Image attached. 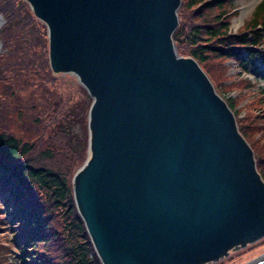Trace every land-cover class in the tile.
<instances>
[{
  "label": "water",
  "instance_id": "obj_1",
  "mask_svg": "<svg viewBox=\"0 0 264 264\" xmlns=\"http://www.w3.org/2000/svg\"><path fill=\"white\" fill-rule=\"evenodd\" d=\"M91 99L74 203L101 264H213L264 240L233 112L173 35L180 0H23ZM252 264H264V257Z\"/></svg>",
  "mask_w": 264,
  "mask_h": 264
},
{
  "label": "trees",
  "instance_id": "obj_2",
  "mask_svg": "<svg viewBox=\"0 0 264 264\" xmlns=\"http://www.w3.org/2000/svg\"><path fill=\"white\" fill-rule=\"evenodd\" d=\"M177 54L196 61L215 92L233 112L239 133H257L264 114L249 126L238 118L244 96L224 98L226 61L239 65L236 90L264 83V0L234 34L233 0H180ZM0 231L8 229L11 264H101L74 203L73 178L88 156L91 100L73 102L49 62L47 31L23 0H0ZM61 98V100H60ZM264 112V90L247 102ZM250 146V144H249ZM256 170L264 183V147L253 145ZM260 158L256 159V153ZM1 246V244H0ZM0 247V262L2 251Z\"/></svg>",
  "mask_w": 264,
  "mask_h": 264
},
{
  "label": "rangeland",
  "instance_id": "obj_3",
  "mask_svg": "<svg viewBox=\"0 0 264 264\" xmlns=\"http://www.w3.org/2000/svg\"><path fill=\"white\" fill-rule=\"evenodd\" d=\"M260 2L261 0H233L234 5L231 9H233V11L234 9L237 10L235 11L236 13L232 15V32H234L235 34L238 32H242L244 25L246 24L247 20L251 18L252 12L255 10L256 5H258ZM38 21L43 27H45V25L40 20ZM4 23L5 20H3L0 16V29L4 26ZM1 51L2 48L0 43V53ZM222 66L227 69V72L225 71L224 74V79L228 78L227 82L225 83V87L226 89H228V93L224 96V98L236 99L241 96L245 97V99L237 105V110L240 111V115L238 118H244L245 122L249 126H251L254 121H261V118L259 117L261 116V114H264V112H260L249 105H247L245 108L244 106L247 104V102L253 101L254 96L256 97L260 94L261 89L264 90V83H260L257 85L252 84V89H249V91H241L242 93H240L239 90H236L237 87L233 85L235 83H238L239 79L251 80V82L253 83V76L250 74L241 75V69L239 68V65L235 64L233 61L228 60L226 61V63H222ZM56 78L58 82L62 84L60 85L61 88L59 89V94H63L65 97H70L75 103L85 100V94L88 95V93H86L80 82H78L75 75L62 74L56 75ZM259 123V129H263L262 133H257L255 136H252L251 140L248 139V141L250 146L253 145L255 147V150H257L258 147V152L262 154V150L264 147V123ZM258 152L256 153V159L260 158V154ZM1 206L2 205L0 203V209L3 208ZM11 236L12 234L8 229L2 228V231H0V247H2V251H4L3 255L1 256L4 262H0V264H11L8 261V258L10 257V254L13 253V251L9 250V247L7 245L9 242H12ZM262 257H264V240L257 242L255 245L247 246L244 250H240L239 252L231 253L229 257L216 264H252L253 262H257V260Z\"/></svg>",
  "mask_w": 264,
  "mask_h": 264
}]
</instances>
